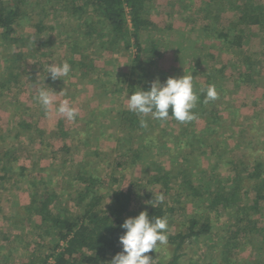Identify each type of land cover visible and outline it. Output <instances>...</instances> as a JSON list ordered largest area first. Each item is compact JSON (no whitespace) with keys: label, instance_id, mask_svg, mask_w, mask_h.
Returning <instances> with one entry per match:
<instances>
[{"label":"rangeland","instance_id":"rangeland-1","mask_svg":"<svg viewBox=\"0 0 264 264\" xmlns=\"http://www.w3.org/2000/svg\"><path fill=\"white\" fill-rule=\"evenodd\" d=\"M6 2L18 8L25 39L12 46L0 39V175L7 165L12 169V178L0 181V263L30 264L48 254L54 237L34 195L55 191L52 213L63 207L75 218L85 205L78 178L92 175L104 180L103 210L116 187L133 188L135 210L148 209L146 201L163 193L162 204L172 208L169 234L189 218L209 217L210 232L185 242L179 264H264V180L251 174L260 161L264 176V0H149L154 25L141 39L145 48L154 40L159 50H143L135 69V47H105L86 35L85 17H98L92 5L77 15L73 0ZM252 14L262 22L250 23ZM230 26L229 38L242 34L243 46L217 38V30ZM74 41L89 53L92 65L85 72L69 63ZM13 51H23L25 59L14 65L18 77L11 88H3L6 57L12 60ZM53 61L71 65L66 83L45 79L43 66ZM185 71L193 74L197 90L214 83L219 98L205 106L199 99L190 122L149 116L142 127L140 117L125 108L130 83L139 88L140 75L151 84ZM40 87L52 89L57 103L69 99L79 109L76 119L55 108L46 114L36 99ZM21 120L31 127L19 125ZM14 146L19 156L8 164L5 153ZM235 189L239 198L230 205L213 203L215 194L229 196ZM257 192L263 196L257 199ZM172 250L169 242L154 250L153 264L169 260Z\"/></svg>","mask_w":264,"mask_h":264},{"label":"trees","instance_id":"trees-1","mask_svg":"<svg viewBox=\"0 0 264 264\" xmlns=\"http://www.w3.org/2000/svg\"><path fill=\"white\" fill-rule=\"evenodd\" d=\"M148 1L73 0L72 12L73 14L81 15L92 5L98 13V17L93 19L85 17L87 29L84 32L86 35L91 38L95 37L104 46L110 45L112 48L120 45V43H123L126 49L135 47L136 53L133 57V68L135 69L137 65H140V56L143 50H148L155 55L159 50L154 40L150 42L149 47L145 48L141 39L143 30H148L154 25L148 14ZM248 7L245 10L243 8L244 17L248 16ZM19 13L17 7L7 3L6 0H0V39L5 46H12L25 39L24 34L19 32ZM248 19L250 23L262 22L260 14H252ZM104 26H107L108 29L106 30ZM231 29L232 27L230 26L217 30V38L239 47L243 46L242 34L229 38L231 36ZM79 47L78 42L74 41L72 45L74 51L70 56L69 63L85 72L92 64H89L91 62L89 61L90 56L88 51L83 49L80 52ZM77 52L80 53L78 57H76ZM24 55L23 51H13L11 52L12 60L6 57L8 65L6 67L7 70L2 73L3 82H1V86L3 88H11L17 79L18 76L13 71L14 65L20 60L24 61ZM141 77L142 75L135 80L137 83L140 82L139 88H150L151 84L142 81ZM130 84L133 91L139 89L136 84ZM200 101L201 105L205 106L203 102L204 94L201 95ZM169 117H171V110ZM19 125L31 127V124L25 123L22 120L19 121ZM62 134H67L66 130L65 132L62 131ZM64 148L68 150L67 142L64 144ZM5 156V161L9 164L11 159L18 158L19 148H15L14 146L5 153ZM123 159V156L118 155L116 157L117 164H122ZM261 165L262 162L258 161L251 174L264 180L263 174L259 172ZM88 177L78 178L83 189L79 199L81 202L85 201V205L84 211L75 218H69L63 207L59 208L58 213H52L50 205L53 202L55 203L58 198L55 191H37V194L34 195L33 200L36 204L37 212H39L46 225V232L51 235L53 234L54 242L50 244L48 254L40 256L39 260L35 262L31 261L30 264H109V261L118 252L122 251V245L119 242L120 235L125 231L121 228L122 223L126 218L136 216L144 210H135L133 208V188L130 186L112 189L109 194L111 200L109 208L105 210L100 209L99 206L104 197L103 192H101L102 188L105 187L104 180L92 175ZM7 178H12V169L8 165L4 167V174L0 175V181ZM238 194L239 192L236 189L229 196L215 194L213 196V203L217 205H221L220 203L230 205L231 202L239 198ZM256 196L258 199L263 195L257 192ZM171 209V207L167 209L163 204L158 203L157 207L150 205L146 210L152 217H162L165 215L168 217V210ZM184 224L183 229H178L176 232L169 234L168 242L173 245L172 257L169 260L159 259L155 264H179L184 253L185 242L206 234L211 230L209 217L204 219L189 218ZM153 254L154 250L147 253V255L151 256Z\"/></svg>","mask_w":264,"mask_h":264},{"label":"clouds","instance_id":"clouds-1","mask_svg":"<svg viewBox=\"0 0 264 264\" xmlns=\"http://www.w3.org/2000/svg\"><path fill=\"white\" fill-rule=\"evenodd\" d=\"M43 71L47 73L45 79L50 75L52 80L61 79L66 83L63 78L69 75L72 67L67 61L59 64L53 61L43 66ZM200 93L205 94V104L219 98L214 83L197 90L193 74L185 71L182 76H169L164 82L157 78L150 88L140 87L131 92L128 94L125 108L140 117L142 127L147 126L145 118L149 116L154 120L166 121L170 110L171 117L176 121L190 122L196 118L192 109L196 107ZM36 99L46 114L50 115L55 108L57 114L69 121L75 120L79 115V109L73 106L69 99L65 98L57 103L54 91L48 87H40ZM164 200L163 193H155L154 199L146 203L157 207V204H162ZM121 228L125 230L119 237L122 251L118 252L109 264H153V256L146 253L153 250L158 252L160 246H166L169 241V220L166 215L152 217L144 210L136 216L126 218Z\"/></svg>","mask_w":264,"mask_h":264}]
</instances>
